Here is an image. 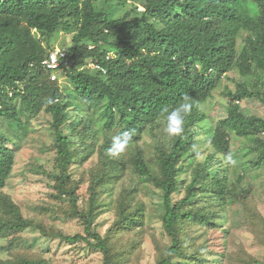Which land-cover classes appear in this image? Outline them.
Instances as JSON below:
<instances>
[{"label": "trees", "instance_id": "obj_1", "mask_svg": "<svg viewBox=\"0 0 264 264\" xmlns=\"http://www.w3.org/2000/svg\"><path fill=\"white\" fill-rule=\"evenodd\" d=\"M125 1L0 0V118L25 131L21 116L29 118L42 110L50 114L63 170L60 188L65 190L66 170L74 155L69 144L76 125L84 123L87 132L93 120L106 136L114 126L122 128L120 133L134 129L132 144L140 140L144 130L166 119L163 108L171 110L187 97L192 107L184 119V131L171 138L169 149L160 153L157 172L148 167L139 150L132 157L141 179L162 190V220L171 245L157 264H170L169 259L185 249L186 238L179 224L193 218L183 212V206L193 201L196 189L211 185V192L218 195L227 191V174L219 171L220 161L215 156L228 152L229 132L253 143L248 142L246 148L248 169L264 166V118L228 110L226 118L209 132L214 154L197 163L185 197L179 204L172 203L180 163L189 160L198 124L204 120L199 105L212 96L220 78L236 68L241 76L258 73L264 85V0H130L139 4L142 12L112 19L114 4ZM243 22L250 34L238 49ZM61 31L72 34L67 50L70 65L64 72L73 90L65 95L51 80L52 72L42 65L51 52L52 38ZM89 65L94 68L89 69ZM227 95L231 100L250 98L264 103L261 91L243 82ZM48 98L54 102L48 104ZM16 100L19 108L10 105ZM68 107L74 108V117L67 115ZM8 142L13 143L0 129V189L10 176L18 149L15 143L8 147ZM110 146L106 140L104 148ZM214 167L218 170H212ZM70 196L74 197L72 192ZM10 207L14 218L7 226L16 230L31 227L13 205ZM78 215L86 233L103 252L104 264H110L106 240L90 233L93 220ZM124 220L118 223L125 225ZM62 238L72 243L80 237ZM185 256L194 258L187 250ZM23 264L41 263L26 260Z\"/></svg>", "mask_w": 264, "mask_h": 264}, {"label": "rangeland", "instance_id": "obj_2", "mask_svg": "<svg viewBox=\"0 0 264 264\" xmlns=\"http://www.w3.org/2000/svg\"><path fill=\"white\" fill-rule=\"evenodd\" d=\"M141 12L139 4L128 0L115 3L110 17H133ZM249 34L243 22L238 49ZM71 39L72 34L57 33L50 42V51H67ZM64 68L53 74L54 80L51 75V80L65 95L73 86L65 77ZM93 68L89 65V69ZM240 82L264 95V85L256 72L241 76L233 68L220 78L212 96L199 105L204 120L198 124L195 145L188 152L192 163H180L173 204L185 197L197 163L214 154L209 132L226 118L228 110L264 118L261 101L229 99L227 93H234ZM10 105L19 108L20 102L12 101ZM73 109L68 107V116H75ZM21 119L25 131L0 118L1 131L18 145L10 176L0 189V221L5 223L0 225V264H23L26 260L41 264H104L103 252L86 233L78 214L90 216V233L106 240L110 264H157L167 256L171 240L162 220V190L141 179L132 163L139 150L148 167L157 172L158 157L171 143L164 132L166 119L144 130L140 140L129 144L119 157L106 155L104 144L106 140L112 143L122 128L114 126L106 136L93 120L87 132L83 130L84 123L76 125L69 144L74 155L66 170L65 190L60 188L63 170L54 146L50 114L42 110L36 116ZM228 136V152L215 156L220 161L219 171L227 174V191L218 195L211 192V185L196 189L193 201L183 206V212L191 213L193 218L179 224L186 238L185 249L182 254L173 255L170 264H264V166L248 169L244 161L250 157L246 150L249 140L238 138L233 132ZM13 143L8 142L7 146L13 148ZM228 154L236 161L234 165L226 162ZM10 204L31 227L16 230L7 226L6 222L14 218ZM120 219H125V225L118 223ZM76 235L80 238L72 243L62 238ZM186 250L194 258L186 257Z\"/></svg>", "mask_w": 264, "mask_h": 264}, {"label": "clouds", "instance_id": "obj_3", "mask_svg": "<svg viewBox=\"0 0 264 264\" xmlns=\"http://www.w3.org/2000/svg\"><path fill=\"white\" fill-rule=\"evenodd\" d=\"M92 47L91 43L88 45ZM187 97L183 98V101L177 106L169 110L167 107L161 110L162 115H166V126L164 132L168 138H174L180 136L184 131V119L191 111V104L187 102ZM54 101L51 98L47 99L48 104H52ZM135 134L134 129L123 131L117 136L112 138V143L109 148L106 149V155L110 157H119L125 152L129 143ZM225 160L229 164H235L236 161L233 159L231 154L225 157Z\"/></svg>", "mask_w": 264, "mask_h": 264}, {"label": "built area", "instance_id": "obj_4", "mask_svg": "<svg viewBox=\"0 0 264 264\" xmlns=\"http://www.w3.org/2000/svg\"><path fill=\"white\" fill-rule=\"evenodd\" d=\"M69 61L67 59V51H52L49 53L47 59L42 63L43 67L52 72L53 74L57 72L60 68L68 67Z\"/></svg>", "mask_w": 264, "mask_h": 264}]
</instances>
